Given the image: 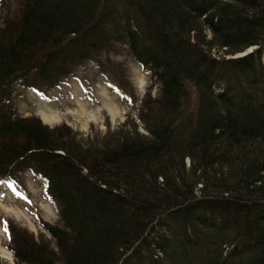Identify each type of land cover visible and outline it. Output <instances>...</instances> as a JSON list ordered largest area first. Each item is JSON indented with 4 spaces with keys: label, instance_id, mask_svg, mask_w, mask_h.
Wrapping results in <instances>:
<instances>
[{
    "label": "trees",
    "instance_id": "obj_1",
    "mask_svg": "<svg viewBox=\"0 0 264 264\" xmlns=\"http://www.w3.org/2000/svg\"><path fill=\"white\" fill-rule=\"evenodd\" d=\"M123 50L157 88L145 133L82 141L16 112L87 62L134 101ZM263 53L264 0H0V179L43 180L60 221L47 238L3 220L15 264H264Z\"/></svg>",
    "mask_w": 264,
    "mask_h": 264
},
{
    "label": "rangeland",
    "instance_id": "obj_2",
    "mask_svg": "<svg viewBox=\"0 0 264 264\" xmlns=\"http://www.w3.org/2000/svg\"><path fill=\"white\" fill-rule=\"evenodd\" d=\"M253 48L251 46L245 52L248 53ZM107 57L103 54L104 64L107 63ZM109 58L111 69L116 71L119 79L123 80L119 81L126 86L122 87L127 90L128 95L135 93L134 101L121 97L114 89L109 88L97 64L87 62L76 74L49 91L47 96L30 89L21 92L13 98L16 112L21 116H37L49 127L66 124L82 141H97L106 131L114 130L130 118L137 123L138 131L145 133L137 113L145 92L150 91L152 98L157 96L156 85L150 74L126 51L111 53ZM262 60L264 63V53ZM107 71L109 77L114 75L113 71ZM50 110L59 116L52 122L45 121L42 115V111ZM3 220L4 223L8 220L27 229L35 237L43 233L47 238L49 236L40 222L60 224L57 205L48 200L44 193V181L29 171L24 175V188L0 179V261L15 264L13 254L8 253L10 250Z\"/></svg>",
    "mask_w": 264,
    "mask_h": 264
},
{
    "label": "bare ground",
    "instance_id": "obj_3",
    "mask_svg": "<svg viewBox=\"0 0 264 264\" xmlns=\"http://www.w3.org/2000/svg\"><path fill=\"white\" fill-rule=\"evenodd\" d=\"M42 115H43L44 120L48 121V122H52V121L58 119V117H59L56 113H51V110L49 112H43L42 111ZM8 253L11 255L10 251Z\"/></svg>",
    "mask_w": 264,
    "mask_h": 264
},
{
    "label": "water",
    "instance_id": "obj_4",
    "mask_svg": "<svg viewBox=\"0 0 264 264\" xmlns=\"http://www.w3.org/2000/svg\"><path fill=\"white\" fill-rule=\"evenodd\" d=\"M251 50V49H250ZM249 51V50H248ZM252 51V50H251ZM245 54H246V52H244ZM242 54H243V52H242ZM242 54L241 53H239L238 54V56H242ZM244 55V54H243Z\"/></svg>",
    "mask_w": 264,
    "mask_h": 264
},
{
    "label": "snow or ice",
    "instance_id": "obj_5",
    "mask_svg": "<svg viewBox=\"0 0 264 264\" xmlns=\"http://www.w3.org/2000/svg\"><path fill=\"white\" fill-rule=\"evenodd\" d=\"M5 231H7V228L5 227Z\"/></svg>",
    "mask_w": 264,
    "mask_h": 264
}]
</instances>
